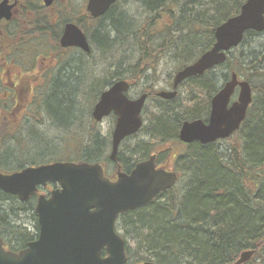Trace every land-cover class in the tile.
Returning a JSON list of instances; mask_svg holds the SVG:
<instances>
[{
	"label": "trees",
	"instance_id": "obj_1",
	"mask_svg": "<svg viewBox=\"0 0 264 264\" xmlns=\"http://www.w3.org/2000/svg\"><path fill=\"white\" fill-rule=\"evenodd\" d=\"M134 1L141 4L145 19L134 23L126 22L122 16L110 17L112 38L97 24L91 29L88 20L93 18L79 17L77 8L73 12L70 0H56L49 7L25 0L22 16L24 23L32 26L33 38L37 41L46 32L38 30L37 26H54L55 32L59 33L64 22L74 21L104 53L119 44L128 46L134 53L126 78L135 84L146 72H151L159 57L173 51V55L177 54V70L195 61L212 46L216 26L237 14L245 0ZM113 8L97 21L106 19ZM27 11L31 16L25 15ZM263 33L246 32L242 42L228 51L222 64L181 83L187 87L183 108L176 98L168 102H172V106H160L148 120L151 129L147 135L151 140L171 142L178 139L183 120H206L211 96L231 73L247 80L252 92L255 91L240 128L226 138L231 141L226 151L219 153L211 145H194L185 153L188 160V175L185 176L189 184L169 189L162 200L166 205L149 203L129 215L136 221V240L142 246L145 258L156 264H232L245 250H252L253 254L242 264H264V41L258 50L242 49L252 35ZM218 67L225 70L221 84L214 78ZM73 76L62 80L55 92L58 97L54 99L53 108L58 111L52 112L60 114L66 105V118L73 111L69 106L70 90L80 89L72 86L73 82H67ZM79 77L75 81L81 80ZM111 78L119 79L122 75L114 73ZM110 81L103 82L101 87ZM14 132V123L0 116V148ZM100 145L96 141V149L86 147L81 159L101 161L106 155ZM151 151L152 144L143 142L139 151H132V155L140 154L144 158ZM118 155L122 167L130 168L128 162H123L120 150ZM141 158L137 157L133 162ZM0 169L5 170L2 160ZM3 203L14 204V197L0 190V222L5 223L13 208L3 206ZM3 226L6 228L9 223Z\"/></svg>",
	"mask_w": 264,
	"mask_h": 264
},
{
	"label": "water",
	"instance_id": "obj_2",
	"mask_svg": "<svg viewBox=\"0 0 264 264\" xmlns=\"http://www.w3.org/2000/svg\"><path fill=\"white\" fill-rule=\"evenodd\" d=\"M53 1L43 0L45 6ZM116 1L87 0L86 10L92 18H98ZM12 7L7 0H2L0 19H9ZM248 31H264V0H245L237 14L217 25L212 46L174 74L173 90L159 91L157 96L173 99L182 81L222 64L227 52L237 47ZM60 45L89 52L85 35L73 22L65 24ZM128 88L126 80L114 81L100 93L91 111V117L97 122L111 112L116 116L111 133V160L116 159L120 142L137 133L143 123L141 112L147 94L130 98L126 94ZM235 91L236 99L231 101ZM251 101L249 82L231 73L211 97L207 120H184L179 128V140L206 144L229 137L240 128ZM176 181L174 171L155 167V155L136 163L128 174L118 172L115 180L106 176L101 162L53 161L27 165L18 171L0 169V190L16 195L20 201H26L38 186H45L47 182L59 185L49 198L38 197L35 212L41 226L39 238L18 254L4 250L0 238V264H125L122 241L113 230L116 215L151 201ZM103 245L110 254L100 258ZM252 254V250L242 251L234 264H242Z\"/></svg>",
	"mask_w": 264,
	"mask_h": 264
},
{
	"label": "rangeland",
	"instance_id": "obj_3",
	"mask_svg": "<svg viewBox=\"0 0 264 264\" xmlns=\"http://www.w3.org/2000/svg\"><path fill=\"white\" fill-rule=\"evenodd\" d=\"M28 1L40 4L39 0ZM70 2L74 10L73 12H75L76 8H85L86 0H70ZM112 16L115 18L122 16L126 19V22L134 23L142 22L146 17L140 3L134 0H119L113 8L112 14L108 15L106 19L104 18L96 22L97 26L103 28L110 38L114 36L110 26V17ZM263 41L264 33L252 35L246 41V47L242 49L258 50L259 45ZM97 46L91 55L80 56L82 63L79 64V66L81 69L77 72L73 71L74 76L72 80H65L70 83L73 82L72 86H76L78 89L80 88L76 92L75 88L74 90H70L71 100H69V102L71 104L69 106L72 107L73 111L68 118H66L67 112H65L67 110L66 105L61 108L63 111L60 114H58V112H52V110L58 111L56 110L57 108H53L56 102L54 99H56L58 95L54 94L55 90L52 86L48 88L49 98H46L49 100L48 102H44V99L42 100V95H40L38 97L39 100L31 103L24 113L19 111L15 116H10L14 123L15 132L12 137L6 139L0 148V160H2L3 169L13 171L20 165H31L32 162L38 164L63 161L65 159V161L79 160L83 157L85 148L92 146L93 149H96L94 145L96 141H98L106 155L102 157V160L107 165L108 173H111L112 166L110 162L107 161V157L110 152V139L114 119L111 116H107L103 118L101 122L95 123L90 113L98 98L99 92L103 88L101 87L102 83L108 80H114L111 78V75L114 73L122 76L128 75L129 64L132 62V54L134 52H132L128 46L122 44H119L117 48L106 50V53L99 49L98 44ZM173 52L166 56L159 57L155 66L156 74L147 80L137 82L129 91L128 95L130 97H136L148 85L153 86L155 90L168 89L169 83L178 67V62L176 60L177 54L174 53L173 55ZM238 53H240V50L236 55ZM64 56L77 57L74 52H66ZM223 72H225V70L219 67L214 72V78L219 84L222 83L221 79ZM78 76H80L79 78H81V80L75 81ZM37 90L43 91L42 88ZM179 91L176 102L183 108L182 101L187 95L186 85L180 87ZM253 94H255V91H253ZM0 105H2L3 108L6 107L5 102L1 100ZM7 105L8 110H11L13 104L8 102ZM172 105V102H163L154 97L147 100L143 110V115L146 119L145 126L136 135L121 143L120 149L123 158L126 160L131 158L130 162H133V159L137 158V154L132 155V151H134V153L139 151V147L143 142L149 141L150 143H154L147 135L151 129L148 120L154 112H157L160 106L170 107ZM0 116H4V113L0 112ZM230 142L231 141L227 139L218 141L214 144V149L219 153H223L228 149ZM184 183L189 184V180L186 179V176H183L182 181L177 185L178 188ZM7 205L9 204L3 203V206ZM9 206H11L14 211L15 204L11 203ZM25 212L26 210L11 213L9 215V221L14 223L17 221H25L28 223L29 227H31L30 215ZM16 217L17 219H13ZM12 227L10 228L11 231H7L6 229L1 230V235L9 241L13 237L11 235H14L16 238L21 236L20 231H16V229ZM2 228L5 227L2 226ZM6 228H8V226Z\"/></svg>",
	"mask_w": 264,
	"mask_h": 264
},
{
	"label": "flooded vegetation",
	"instance_id": "obj_4",
	"mask_svg": "<svg viewBox=\"0 0 264 264\" xmlns=\"http://www.w3.org/2000/svg\"><path fill=\"white\" fill-rule=\"evenodd\" d=\"M1 1L2 0H0V2ZM7 1H8V4L12 5L13 7L11 8V16L9 17V19H5V18L0 19V87H1L0 88V95H1L0 100L4 101L6 105L5 108H3L2 105H0V112L4 113V116L5 118L8 119V121L13 122V120L11 119L12 115L15 116V114L18 113L19 111L24 113L31 103H34L39 100L38 97L40 95H42V100L44 99V102H47L46 98H49V93H48L49 86H52L55 92H57V87L60 86L62 80H64L67 76L70 77L74 75L73 71L77 72L78 70L81 69L79 66V64L82 63L80 56L91 55L94 49H96L97 43L95 41H91L90 36L74 21L64 22L62 26L60 27V29L58 30L59 33L55 32L53 28L54 26H46V25L37 26L36 28L38 30H41L42 32L46 30V32L43 35H41L42 39L40 41H37L33 38L32 26H30V24L26 25L24 23L25 17L22 16V13H23L22 8L25 5L23 3V1L25 0H7ZM39 1H40V5L45 6L43 0H39ZM118 1L119 0H117L116 3L113 4L110 8H113L118 3ZM55 2L56 0H54L51 5H53ZM86 3H87V0H86ZM86 3H85L84 9L77 8L76 11L79 13V17L83 15H85L86 18L91 17L89 12L86 10ZM46 7H49V6H46ZM25 15L31 16L29 11H27ZM103 16L104 15H102L99 18H93L92 20H88L90 28L91 29L96 28L97 20L102 18ZM54 19H55V16H54ZM68 22L75 23L81 29V31L86 37V40L89 46V52H85L81 48H78L75 46L62 47L60 45V38L62 36L64 26ZM47 31L49 33H47ZM66 52H74L76 53L77 57L64 56ZM154 74H156L155 67L152 69L151 72H146L139 81L147 80L148 78L152 77ZM196 76H201V75H196ZM191 77H195V76H191ZM119 79H124L128 82L129 88L126 92V94L128 95L129 91L132 89V87H134L136 83L133 84L130 80L126 78V76H122V78H119ZM119 79H114L110 81V83H107V85H105L102 88V90L99 92V95L104 89L108 88L114 81L119 80ZM184 81H182L181 83L183 84ZM181 83L177 86L176 96L170 100H166L161 97H158L157 93L162 90H165V91L173 90V87H172L173 78L171 82L169 83L168 89L155 90L153 86L148 85L145 87L148 89L146 90L144 88L145 90L143 89L140 94L142 93L147 94L145 103L151 97H154L155 99L168 103L169 101H172L178 98L179 92H180L179 89L180 87L183 86L181 85ZM40 88H42L43 91L37 90ZM99 95H98V98H99ZM128 97L130 96L128 95ZM136 97H130V98H136ZM235 99H236V95L234 94L233 97L231 98V101ZM8 102H10V104L11 103L13 104L11 106V110H8L7 108ZM145 103H144V106H145ZM144 106L141 112L143 123H142L141 128L138 130V132L141 131V129L145 126V118L143 115ZM6 113H9V114H6ZM107 116L113 117L114 119L113 126H114L116 116L112 112ZM102 119L97 122L93 120L92 118L93 122L95 123L101 122ZM185 120H188V119H185ZM190 120H193V119H190ZM137 133L124 138L120 142L115 160H111L109 158V155H110V152H109L107 161L110 162L112 166L111 173H108L107 165L103 161H95V162H101L103 164L105 174L111 180L116 179L118 172H125L128 174L131 172V170L133 169L136 163L147 159L151 155H155V167L156 168L169 169L176 173L177 181L172 186V187H175L182 181L183 176L188 175V170H187L188 160L185 157L186 151L190 150V148H192L194 145H198L200 147H203L205 145L214 146L216 142L222 141L224 139L226 140V138L217 139L213 142H209L206 144H202L199 141H192L189 143H184L180 141L177 136L178 139L172 140L171 142L160 143L158 141H155L154 143H151L152 151L149 154H147L146 157L141 158L142 155L140 154L137 155L139 159L141 158V160L139 161L136 160L137 162H130L131 161L130 158L126 160L121 155L123 162H128L130 166V168H123L122 163L118 157L119 150L121 151L120 149L121 143L125 141L126 139L136 135ZM178 133H179V130H178ZM142 144L139 148L142 147ZM110 148H111V139H110ZM75 161H78V160H75ZM79 161H84V160L79 159ZM21 168H23V166L17 167L13 171H18ZM172 187L168 188L167 190L159 192L154 197V199H152L151 201L135 209L121 211L116 215L114 222H113V230H114L115 235L118 236L122 241L123 250L125 254V264H141L142 262H145V261H150L156 264L152 260L145 258L144 250L142 246L139 245L138 240H136V237H138V227L135 224L136 221L133 220L129 215L135 213L142 206L149 204V203H155V204L157 203L160 206L166 205V201H162V200H163L164 194ZM57 188H59V185L57 183L47 182L45 186H41V185L38 186L36 192L33 193L26 201H20L16 195L10 194L14 197L15 206H14L13 213H17V211L26 210L25 213L30 215L31 227H29L28 223L25 221H22V222L17 221L16 223H14V222L9 221L8 219L5 222L6 224L9 223L8 228H2V226L5 223L0 222L1 223L0 224V238L3 243L2 246L4 250L18 254L20 251L27 248L29 243L34 242L39 238L41 226L38 220V216L35 212V207L37 205L38 197L40 195H43L45 198H49L51 191ZM13 219H17V217ZM11 227L16 229V231H20L21 236L19 238L18 237L16 238L14 235H11L13 237L9 241L7 240V238L1 235L2 233L1 230L6 229L7 231H11L10 229ZM86 227L88 226H85V228ZM109 254L110 253L108 252L106 245H103L102 247H100V250H99L100 258H105Z\"/></svg>",
	"mask_w": 264,
	"mask_h": 264
}]
</instances>
